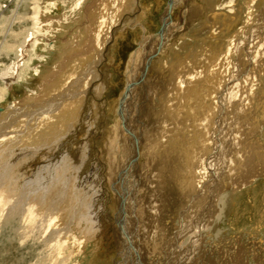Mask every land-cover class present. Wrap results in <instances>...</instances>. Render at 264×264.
Returning a JSON list of instances; mask_svg holds the SVG:
<instances>
[{
  "label": "rangeland",
  "instance_id": "374dc122",
  "mask_svg": "<svg viewBox=\"0 0 264 264\" xmlns=\"http://www.w3.org/2000/svg\"><path fill=\"white\" fill-rule=\"evenodd\" d=\"M93 1L0 0V174L7 178L0 192V264H264V0H186L174 6L171 24L179 29L169 38L167 50L153 56L146 84L134 90L132 100L153 145L142 167L133 169L138 175L129 170L120 179L133 212L132 218L127 215V225L123 220L134 245L128 246L126 259L118 242L121 235L115 232L128 242L118 223L127 206L112 185L131 149L127 143L126 154L115 152L116 161H109L110 137L104 136V127L113 125L132 55L145 35L160 31L170 0H122L120 14H111L113 5H103L96 32ZM198 5L203 10L196 17L191 11ZM212 11L219 15L217 22ZM111 16L118 21L115 25ZM30 32L24 55L15 64ZM246 37L249 54L246 47H232ZM85 45L92 54L77 65L76 70L86 66L83 73L72 79L62 73L64 90L57 85L47 90L62 66L73 64L70 55ZM201 55L205 66L195 63L200 68L192 69L190 64ZM182 61L188 62V72L178 67ZM11 72L18 80L7 87L3 80ZM193 80L190 90L195 88L199 97L183 102L182 88ZM228 84L222 99L218 91ZM178 86L176 95L172 88ZM67 90L79 96L78 115L67 120L60 133L55 127L41 130L44 140L32 143L27 135L37 128L33 120L53 113L67 100L62 99ZM176 165L192 169L195 185H179ZM31 181H42L36 195H30L33 189L26 184ZM12 187L17 188L14 193ZM32 197L38 205L31 218L22 211ZM51 215L60 217L42 228V216L44 220ZM197 223L200 234H194Z\"/></svg>",
  "mask_w": 264,
  "mask_h": 264
},
{
  "label": "bare ground",
  "instance_id": "6f19581e",
  "mask_svg": "<svg viewBox=\"0 0 264 264\" xmlns=\"http://www.w3.org/2000/svg\"><path fill=\"white\" fill-rule=\"evenodd\" d=\"M100 1H102V0H94L93 2H94V6L92 7L93 8V31L94 32H96V27H97V25H99V22H97V20H99V18H100V13H102V14H104L103 13V11H105V7L104 6H107V5H113L111 8H110V11H111V14H112V12L113 13H116V12H118L119 11V14H120V10H121V5H122V0H104V3L103 4H100ZM127 1H128V3L131 1V0H123V2H125V4L127 3ZM184 2H186V0H170V3L167 5V7H165V9H164V11H163V15H162V19H161V29H160V31H158L157 33H154V34H150V35H148V36H144V38L142 39V41L140 42V44H139V48L135 51V53L132 55V60L131 61H133L132 62V67H131V69H130V71H129V79H128V84H127V87L125 88V91H124V93L122 94V96H121V98H119L120 99V101H119V103H118V108H117V110H116V113L114 114V117H113V125L111 126V127H109V128H105L104 127V136H106V138H108V135H109V137H110V140L108 141V144H109V148L107 149L108 151L106 152L107 154H108V157H109V161H112V162H115V161H113L114 159H115V156H114V153L116 152L117 154H116V156L118 155V156H120L121 154H126V152H125V149L124 148H126V145H128L129 147H130V155H128V156H124V157H126L125 159H124V165H123V168L121 169L120 168V171H119V173H117V174H119V175H117V179H115V181H114V185H112L114 188H116V190H117V193H118V195H119V197L121 198V202H122V204L124 203L127 207L125 208L124 207V209L123 210H121V212H120V216H118L119 218H120V220L122 221V222H120L119 220V226L121 227L120 228V230H122V231H124L123 233H125L126 235H127V238H128V242L126 241L127 239H123V237H122V234H121V232H118L117 230H116V232H115V235H121L120 236V241H118V242H120L119 244H120V247H122V250L124 251V253H125V259H126V256H129L128 255V251H127V248H128V246H130V247H132V249L134 248L133 246V239L129 236L130 234H128V230H127V227L128 226H126L127 225V223H128V221H127V215H129L128 216V218H132V215H133V212H131V209H129V208H131L130 206H129V203L126 201V199L124 198L125 197V193H126V191H125V188H122V187H126V185H125V183L123 182V180H122V182H120V179L122 178V177H124L126 174H128V172L127 171H129L131 174H133L134 176H137L138 175V173H137V171L135 170H133V169H136L135 167L137 166V165H139V166H141L140 164H141V161H143V157L144 156H147V155H145L146 153H147V151H148V149L151 147V145H153L152 143H151V141H149V139L146 137V134H145V132H144V127L143 126H145V124L143 123V120H141V118H140V116H139V114L140 113H142V112H140V110L138 111V113L137 112H135L137 109L136 108H138L137 106L135 107V106H133V103H132V100H133V98H134V90H136V88L139 90V88L141 87L142 88V85H144V84H146V80H145V75H146V73H148L149 72V67H150V65H151V62L153 61V56L157 53V55L158 56H160L161 55V53H163L165 50H167V49H165V47H167L169 44H167L168 43V40H169V38L170 37H172L173 36V34L175 33L174 31H176L177 29H179L178 27V24H175V25H172L171 24V20H172V10H173V8H174V6H179V4H182V3H184ZM188 2V1H187ZM186 2V3H187ZM96 3H97V5H96ZM135 3V2H134ZM202 3V2H201ZM104 5V6H103ZM128 5V4H127ZM200 5H198V6H196V8H194L193 9V7H195V6H193L192 7V9H193V11H191L192 13L193 12H195V14H192V15H194V16H198V15H200V13H197V12H199V11H202L203 9H202V7L200 8L199 7ZM230 6V5H229ZM184 7V6H183ZM186 7V6H185ZM129 8V7H128ZM204 8V7H203ZM109 9V8H108ZM180 9H181V7H180ZM191 9V8H190ZM127 10V9H126ZM187 10V9H186ZM109 11V10H108ZM184 11V10H183ZM142 12V11H141ZM185 12V11H184ZM181 13V12H180ZM188 13V12H187ZM119 14H117V15H119ZM190 14V13H189ZM89 15H91V14H89ZM185 15V14H184ZM126 16V15H125ZM182 16V15H181ZM215 21L214 22H217V19H218V16L219 15H217V13L215 14V12H213L212 11V13H211V15H210ZM222 16V15H221ZM230 16V15H229ZM116 17H119V16H116ZM186 17V16H185ZM185 17H184V19H185ZM90 18V17H89ZM88 18V19H89ZM92 18V17H91ZM113 16H111V20H113ZM231 18V17H230ZM180 19H181V17H180ZM223 19V18H222ZM231 20H233V19H231ZM117 20H116V18H114V20L113 21H111V23L110 24H114L115 22H116ZM191 21H192V19H191ZM210 21V20H209ZM234 21V20H233ZM235 21H236V19H235ZM118 22V21H117ZM179 22V21H178ZM211 22V21H210ZM179 24H182V22L180 21L179 22ZM253 24V23H252ZM115 25V24H114ZM124 26H125V24H124ZM89 27L91 28V25L90 26H88V30H89ZM99 27V26H98ZM110 28H112L111 26H110ZM121 28V27H120ZM91 31V30H90ZM179 31V30H178ZM92 32V31H91ZM106 34V33H105ZM114 34V33H113ZM156 34V35H155ZM91 35H93V33L91 34ZM155 35V36H154ZM32 37V33L30 32V33H28L27 35H26V37L24 38V40H23V42H22V44H21V46L18 48V50H17V53H16V60L14 61V63L15 64H18L17 62L20 60V58H22L23 57V55H24V51L26 50V45L28 44V41L30 40V38ZM80 37V36H79ZM78 37V38H79ZM105 37H107V36H105ZM77 38V39H78ZM108 38V37H107ZM80 39V38H79ZM243 39V38H242ZM87 40V39H86ZM251 41V40H250ZM87 42V41H86ZM81 43V42H80ZM90 43V42H89ZM72 44H73V42H72ZM248 45H249V37L247 38H245L244 39V41H243V43H242V40H236L235 42H234V44H233V46L232 47H234L235 49H236V51H238L241 47H242V49H243V47H246V50H247V53L249 54V47H248ZM150 46H151V48H150ZM154 46V47H153ZM85 47H86V49H84V48H82L83 50H81V51H78V52H74V54L71 56L70 55V58L74 61L73 62V64H71V66L69 67V66H67L68 64H65L64 66H62V71H60L59 73H58V75L54 78V79H52L51 80V82H50V84L48 85V88H47V90H51L54 86H56L57 85V87L59 88V91H63L64 90V88L62 87V85H63V81H62V75L64 74V75H67V76H69V77H67L68 79L70 78V79H72L73 77H75L76 75H81L83 72V70L86 68V66H84L85 68H83V66L81 67L80 66V68L78 69V70H76L77 69V65L78 64H80L84 59H86V58H88V56L90 57V55L92 54V51H90V49H89V46L87 45H85ZM231 47V48H232ZM248 47V48H247ZM202 49V48H201ZM207 50V49H206ZM206 50H204V51H206ZM84 51V52H83ZM231 51V50H230ZM235 51V52H236ZM97 52V51H96ZM201 53V52H200ZM199 53V54H200ZM238 53V52H237ZM94 55V54H93ZM157 56V57H158ZM219 56V55H218ZM251 56V55H250ZM94 57V56H93ZM196 58V57H195ZM206 57L204 56V55H201V56H199L198 58H196L197 60H194L193 61V64H190L191 66V68L193 69H195V68H200L198 65L196 66L195 65V63H197V64H200V65H204L205 63H206V59H205ZM67 59H68V57H67ZM181 61V60H180ZM188 61V60H187ZM212 62V61H211ZM13 63V64H14ZM21 63V62H20ZM131 63V62H130ZM178 64H180V66H178L179 68H181V66L185 69V70H183L182 72H185L186 70H187V72H188V68L186 67L188 64V62H186V61H182V62H177ZM84 65H85V63H83ZM88 64H90V62L88 63ZM13 66V65H12ZM138 66H139V68H140V70H139V74L138 75H140V76H134L135 74H132V73H136L137 71H138ZM143 66H144V68H143ZM148 66V67H147ZM161 66V65H160ZM205 66V65H204ZM236 66V65H235ZM65 67V69H63ZM130 67V66H129ZM163 67V66H162ZM208 67V66H207ZM187 68V69H186ZM212 68V67H211ZM12 69V68H11ZM177 69V68H176ZM182 69V68H181ZM214 69V68H213ZM171 70L173 71V69L171 68ZM206 70V68L204 69V71ZM18 71V70H17ZM209 71V70H208ZM69 72V73H68ZM186 72V73H187ZM198 72V71H197ZM202 72V71H201ZM206 72V71H205ZM63 73V74H62ZM71 73V74H70ZM78 73V74H77ZM195 73V72H194ZM62 74V75H61ZM198 74H200V73H198ZM205 74V73H204ZM213 74V73H212ZM16 73H14V72H11L10 73V75H8V76H6L5 78H4V82L7 84L6 86L7 87H12V85H13V83L14 82H16V80H18V79H16ZM75 75V76H74ZM149 75V74H148ZM0 76H3V75H0ZM196 76V75H195ZM203 76V75H202ZM64 77H66V76H64ZM77 78V77H76ZM207 78V77H206ZM68 79H66V80H68ZM172 79H174V78H172ZM181 79V78H180ZM196 79V78H195ZM76 80H80V78H78V79H76ZM50 81V80H49ZM48 81V82H49ZM148 81V80H147ZM201 81V80H200ZM199 81V82H200ZM229 84L230 83H232L233 81H234V77H231L229 80ZM77 82V81H76ZM177 82V81H176ZM184 82V81H183ZM68 84V83H67ZM178 84V83H177ZM191 84V85H190ZM194 84H196V82H194V80H193V82H190L189 81V87L186 85L184 88H182L183 89V97H181V99H182V101L184 102V101H187L188 100V98H191V97H193V96H195V97H199V96H196L197 94H199L197 91H196V89L194 88L193 90H190L191 88L190 87H194ZM227 85L226 86V88L225 87H219V88H221V90L220 91H218L219 90V88H218V94L220 95H222V93H223V96H222V99H223V97L226 95V93H227V88H229V86L230 85ZM65 85V84H64ZM182 85V84H181ZM185 85V84H184ZM57 87L55 88V89H57ZM187 87V88H186ZM231 87V86H230ZM50 88V89H49ZM179 86L178 87H173L172 88V90L173 91H175V93H176V95L177 94H179ZM144 89H145V94H147V92H148V88L146 87H144ZM181 89V88H180ZM217 89V88H216ZM58 90V89H57ZM147 90V91H146ZM231 90V89H230ZM233 90V89H232ZM53 91V90H52ZM91 91V90H90ZM216 91V90H215ZM45 92H46V90H45ZM49 92V91H48ZM54 92V91H53ZM70 90H67V91H65L64 93H63V95H66L65 97H63L62 99L63 100H66V101H64L63 103H60V104H58V107L55 109V111L52 113V112H48L49 113V115H47V116H40L39 118H35L33 121H34V123H36V125L35 126H37V128H35V130L31 133V132H29L28 133V137H30L31 138V142L33 143H37V142H39L40 140H44V137H42V135H43V132H41V130L42 131H44L45 130V132L46 131H49L52 127L54 128L55 127V129H56V132L55 133H60V131L62 130V129H64L65 127H66V125H64V123H66V121L67 120H69L71 117H74V116H76V115H78L77 114V108H78V102H79V99H78V97H77V92L76 93H74V95L75 96H72L71 94H70ZM203 92V91H202ZM47 93V92H46ZM50 93V92H49ZM143 93V92H142ZM52 94V93H51ZM58 94V93H57ZM71 96H70V95ZM215 94V93H214ZM228 94V93H227ZM46 95V94H45ZM62 95V94H61ZM143 95H144V93H143ZM146 96V95H145ZM140 97V96H139ZM140 98H142V97H140ZM215 98V97H214ZM184 99V100H183ZM141 100V99H140ZM200 100H202V99H200ZM60 101V100H59ZM144 101V100H143ZM182 101H181V103H182ZM196 101V100H195ZM58 102V101H57ZM142 102V101H141ZM145 102V101H144ZM170 102V101H169ZM197 102V101H196ZM198 102H200V101H198ZM201 102H203V101H201ZM204 103V102H203ZM216 103V102H215ZM31 104V103H30ZM193 104V103H192ZM201 104V103H200ZM196 105V104H195ZM222 105V104H221ZM192 106V105H191ZM194 106V105H193ZM212 106H213V104H212ZM197 107H198V105H197ZM200 107H202V106H200ZM219 107V106H218ZM172 108V107H171ZM217 108V107H216ZM53 109V108H52ZM207 109V108H206ZM244 109V108H243ZM1 110H3V108H1L0 107V111ZM216 110V109H215ZM51 111V110H50ZM53 111V110H52ZM134 112L135 114H134V116H132L131 115V113L130 112ZM168 112V111H167ZM181 112V111H180ZM179 111H177V112H175V115H178L179 113H180ZM195 112V111H194ZM208 112H210V111H208ZM208 112H205L206 114L208 113ZM42 113V112H41ZM46 113V112H45ZM153 113V112H152ZM173 113V112H172ZM193 113V112H192ZM201 113V112H200ZM40 114V113H39ZM38 114V115H39ZM138 114V115H137ZM168 114H169V112H168ZM182 114V113H181ZM186 114V113H185ZM184 114V115H185ZM196 114V113H195ZM214 114V113H213ZM147 116V115H146ZM19 117H20V115L18 114V116H16V118H14V122L16 123V122H18V119H19ZM38 117V116H37ZM119 117L122 119V121H119L120 119H119ZM13 118V117H12ZM23 118V117H22ZM207 118H209V117H207ZM76 119V118H75ZM78 119H81V118H78ZM165 119V118H164ZM139 120V121H138ZM145 120V119H144ZM185 120H186V118H185ZM20 121V120H19ZM76 121V120H75ZM78 121V120H77ZM136 121H138V125L136 126V125H134V123L136 122ZM122 122V123H121ZM204 122V121H203ZM147 123V122H146ZM181 123V122H180ZM144 124V125H143ZM186 124V123H185ZM105 125V124H104ZM141 125V126H140ZM192 125V124H191ZM136 126V127H135ZM70 127V126H69ZM76 127V126H75ZM146 127V126H145ZM192 127V126H191ZM148 128V127H147ZM182 128V127H181ZM54 129V130H55ZM202 129V128H201ZM30 130V129H29ZM70 130V129H69ZM175 130V129H174ZM181 130V129H180ZM31 131V130H30ZM53 131V130H52ZM52 131H50V133L52 132ZM71 131V130H70ZM183 131V130H182ZM63 132H65V131H63ZM112 132H113V134H112ZM49 133V134H50ZM67 133V132H66ZM152 133V132H151ZM163 133V132H162ZM164 133H165V131H164ZM174 133H176V132H174ZM183 133V132H182ZM203 133V132H202ZM106 134V135H105ZM190 134H192V133H190ZM189 134V135H190ZM51 135V134H50ZM50 135H48V136H50ZM164 135V134H163ZM173 135V134H172ZM176 135V134H175ZM66 136V135H65ZM149 136V135H148ZM158 136V135H157ZM162 136V135H161ZM171 136V135H170ZM163 137V136H162ZM174 137V136H173ZM204 137V136H203ZM105 138V137H104ZM205 138V137H204ZM179 139V138H178ZM169 140V139H168ZM183 140V139H182ZM163 141V140H162ZM170 141V140H169ZM178 141L179 140H176V144L178 145V146H180V143H178ZM193 141V140H192ZM27 142V141H26ZM44 142V141H43ZM170 142H172V141H170ZM128 143V144H127ZM167 143V142H166ZM50 144V143H49ZM167 144H170V143H167ZM173 144V143H172ZM38 145V144H37ZM44 145H45V143H44ZM156 145V144H155ZM82 146V145H81ZM168 146H171V145H168ZM174 146V145H173ZM80 147V146H79ZM87 147V146H86ZM85 146H82V147H80V149H85L86 148ZM159 147H160V145H159ZM193 147V146H192ZM141 148V149H140ZM155 148H156V146H155ZM180 148V147H179ZM154 149V148H153ZM160 149V148H159ZM169 149V148H168ZM194 149V148H193ZM139 150H141V152L142 153H140V151ZM156 150V149H155ZM83 151V150H82ZM127 151V150H126ZM158 151V150H157ZM163 151V150H162ZM161 151V152H162ZM156 152V151H155ZM164 152V151H163ZM128 153V152H127ZM139 153H140V155H139ZM153 153V152H152ZM152 153H150V155L152 154ZM186 153V152H185ZM253 153V156H252V154H251V156H252V158H254V156L256 155V152H252ZM56 155H57V153H55ZM148 154V153H147ZM162 154V153H161ZM177 154V153H176ZM175 155V154H174ZM258 155V154H257ZM157 156V155H156ZM165 156V155H164ZM113 157V158H112ZM175 157V156H174ZM190 157V156H189ZM192 157V156H191ZM54 158V157H53ZM177 158H179L178 157V155H177ZM190 159V158H189ZM122 160H123V158H122ZM159 160V159H158ZM180 160V158L178 159V161ZM194 160H195V157H194ZM214 160V159H213ZM241 160V159H240ZM119 161H121V160H119ZM130 162H134L131 166L132 167H128L130 164ZM190 162H191V160H190ZM189 162V163H190ZM196 162H197V159H196ZM204 162V161H203ZM209 162V161H208ZM179 163V162H178ZM192 163V162H191ZM211 163V162H210ZM52 164V163H51ZM143 164V163H142ZM202 164V163H201ZM178 165V164H177ZM176 165V175H175V177H176V179H180L181 181H182V184H179L180 186H182V185H188V186H193V185H195L194 183H193V181H194V172H192V169H190V168H188V167H185L184 166V168H182V167H180L179 166V168H181V169H178V166ZM199 165V164H198ZM210 165V164H209ZM209 165H207L208 166V168H209ZM112 166L114 167V165H113V163H112ZM48 167H50V165H48ZM142 167V166H141ZM140 167V168H141ZM129 168V169H128ZM175 168V167H174ZM8 169V168H7ZM117 170H119V169H117ZM116 170V171H117ZM175 170H173V171H175ZM210 170V169H209ZM39 171H41V170H39ZM139 171V170H138ZM212 171V170H211ZM30 172V171H29ZM58 172V171H57ZM209 172V171H208ZM216 171H214V173H215ZM40 175V174H39ZM207 175H208V173H207ZM215 175V174H214ZM17 176V175H16ZM59 176V175H58ZM116 176V175H115ZM130 176V175H129ZM128 176V177H129ZM174 176V175H173ZM210 177H211V175H210ZM131 178V177H130ZM0 192L2 191V190H4V187L2 186V182H4V181H6V177L4 178V177H2V175L0 174ZM33 179V178H32ZM38 179V178H37ZM124 179V178H123ZM129 179V178H128ZM38 180H40V179H38ZM202 181V180H201ZM204 181V180H203ZM39 181H31V182H27L26 184L29 186V188H32L33 190H31L32 191V194L30 193V195H33V194H35V190L37 189V185H39V183H42V181L41 182H39ZM129 182V181H128ZM109 184V183H108ZM202 184V183H201ZM116 185H118V187L119 188H117L116 187ZM1 186H2V188H1ZM111 186V187H112ZM17 187V186H16ZM41 187V186H40ZM206 187V186H205ZM10 188V187H9ZM46 188V187H45ZM48 188V187H47ZM15 189H17V188H14V187H12V189H11V191L14 193L15 192ZM39 189V188H38ZM124 191H123V190ZM201 189V188H200ZM49 190V189H48ZM127 190V189H126ZM198 190V189H197ZM204 190V189H203ZM200 191V190H199ZM3 192V191H2ZM26 192V191H25ZM50 192V191H49ZM115 192V191H114ZM53 193H54V191H53ZM42 194V193H41ZM54 194H56V193H54ZM136 194V193H135ZM185 194V193H184ZM29 195V196H30ZM36 195V194H35ZM40 195V194H39ZM195 195V194H194ZM58 196V195H57ZM37 197L39 198L40 196H38L37 195ZM60 197V196H59ZM26 198H27V196H26ZM64 198V197H63ZM30 199V198H29ZM32 199H34L33 197L30 199V204H28V207L27 208H25V211H22V212H24V213H27V217H31V216H33V211H34V206L35 205H38V199H37V201H34V202H32L31 200ZM40 200V199H39ZM69 200V199H68ZM112 200V199H111ZM117 200H119V199H117ZM47 201V200H46ZM27 202V201H26ZM117 202V201H116ZM130 202V201H129ZM16 203V202H15ZM27 204V203H26ZM109 204V203H108ZM107 204V205H108ZM119 204V203H118ZM106 205V204H105ZM110 205V204H109ZM115 206V205H114ZM19 205L14 209V210H16V211H18L19 210ZM114 208V207H113ZM62 209V208H61ZM118 209V208H117ZM126 209V210H125ZM133 210V209H132ZM62 211V210H61ZM110 211V210H109ZM118 211V210H117ZM183 211V210H182ZM84 212V211H83ZM135 213V212H134ZM50 214V213H49ZM118 214V213H117ZM53 215V214H52ZM50 216V217H46V218H44V220H43V216H42V220H41V223H40V226L43 228L44 227V229L48 226V224L50 225V223H53V221H56L57 220V217L59 218L60 216L58 215H54V216ZM32 218V217H31ZM56 218V219H55ZM117 218V217H116ZM135 218L137 219V217L135 216ZM61 219V218H60ZM127 221L126 222V225L124 224V222H125V220ZM87 220H90V218H87ZM116 220V219H115ZM123 220H124V222H123ZM138 220V219H137ZM51 221V222H50ZM50 222V223H49ZM104 222V221H103ZM116 222V221H115ZM137 221L135 220V223H136ZM102 223V222H101ZM117 223V224H118ZM104 225V224H103ZM129 225V224H128ZM104 226H106V224L104 225ZM116 226V225H115ZM197 233H194V234H200V230L202 229V227H201V225H199V223H197ZM40 227V228H41ZM107 227V226H106ZM126 227V228H125ZM131 227H132V225H131ZM131 227H130V229H131ZM135 228V227H134ZM105 229V228H104ZM90 230V229H89ZM196 231V230H195ZM59 232H61V231H59ZM58 232V233H59ZM118 233V234H117ZM149 233V232H148ZM61 234V233H60ZM59 234V235H60ZM132 235H133V233H132ZM119 236H117V237H119ZM179 236V235H178ZM197 236V235H196ZM193 237V236H192ZM198 237H200V236H198ZM59 238V237H58ZM175 239V238H174ZM195 239V238H194ZM119 240V239H118ZM170 241V240H169ZM193 243V242H192ZM60 244V242L58 243V245ZM118 244V245H119ZM125 245H127V247L125 246ZM121 249V248H120ZM173 249V248H172ZM122 251V252H123ZM173 251V250H172ZM130 254V253H129ZM132 254V253H131ZM170 254V253H169ZM172 254V253H171ZM171 260H172V258H171ZM192 263V262H191Z\"/></svg>",
  "mask_w": 264,
  "mask_h": 264
},
{
  "label": "water",
  "instance_id": "95a60500",
  "mask_svg": "<svg viewBox=\"0 0 264 264\" xmlns=\"http://www.w3.org/2000/svg\"><path fill=\"white\" fill-rule=\"evenodd\" d=\"M113 30H114V28H113Z\"/></svg>",
  "mask_w": 264,
  "mask_h": 264
}]
</instances>
